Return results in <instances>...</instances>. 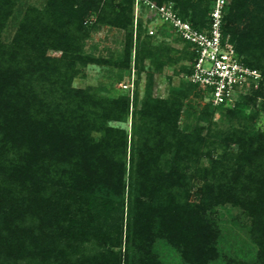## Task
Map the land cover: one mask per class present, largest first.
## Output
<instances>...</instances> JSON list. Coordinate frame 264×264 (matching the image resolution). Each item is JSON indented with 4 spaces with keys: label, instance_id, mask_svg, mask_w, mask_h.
Returning a JSON list of instances; mask_svg holds the SVG:
<instances>
[{
    "label": "trees",
    "instance_id": "1",
    "mask_svg": "<svg viewBox=\"0 0 264 264\" xmlns=\"http://www.w3.org/2000/svg\"><path fill=\"white\" fill-rule=\"evenodd\" d=\"M149 1L172 4L200 31L214 2ZM227 2L223 36L261 81L233 107L207 102L192 111L184 102L196 90L204 95L190 81L167 99L154 92L155 75L177 61L185 62L177 75L190 76L191 46L176 36L180 50L133 37V0L28 6L8 43L1 35L19 0H0V264H160L157 240L186 264H210L219 258L220 234L211 214L223 205L242 210L257 248L253 263L236 264H264V0ZM96 24L126 32L115 65L127 69L128 82L145 72L143 99L136 91L110 98L72 87L81 69L107 63L83 52ZM213 110L241 126L218 129ZM183 115L194 124L180 128Z\"/></svg>",
    "mask_w": 264,
    "mask_h": 264
},
{
    "label": "rangeland",
    "instance_id": "2",
    "mask_svg": "<svg viewBox=\"0 0 264 264\" xmlns=\"http://www.w3.org/2000/svg\"><path fill=\"white\" fill-rule=\"evenodd\" d=\"M47 0H19L12 16L9 18L5 29L2 32L1 38L4 43L11 41L18 20L21 17L22 12L28 6L42 9ZM133 22L132 32L133 37L140 34L139 41L146 35L150 36L152 45L158 46V44L167 45L175 50H180L182 44L175 40V35L169 28L159 21L158 16L149 11L147 7L138 0H133ZM91 21L95 23V18L92 17ZM141 24V32H138L137 25ZM129 28V29H131ZM88 37L83 41V52L93 58H99L107 62L106 64H89L78 74L72 81V87L84 89L92 87L97 90L101 96L110 98H116L117 96L128 94L129 99L132 98L134 92H137L138 98L143 99L144 87L146 83V74L141 71L135 76L131 75L129 82L127 81V69H119L115 63H120L123 59V50L125 47L126 32L110 27L103 24H96L95 26L87 30ZM151 32V34H149ZM135 40V39H134ZM47 55L56 56L57 53L48 51ZM178 56V55H175ZM185 62L177 61L171 66H166L160 74L155 75V96L162 99H167L170 96V92L180 87L182 82H185L186 77L181 74L177 75V71L180 65ZM145 68H152L148 65V60L145 61ZM124 77V79H123ZM133 80V82H132ZM120 84H125L126 89H123ZM133 92V93H132ZM198 96L191 95L185 104L190 103L193 107L192 111H200L207 103L205 98L200 96V92L196 90ZM229 105V107H233ZM258 106V102H256ZM186 108V107H185ZM184 108V109H185ZM191 112V110H188ZM252 111L251 107H247L244 111L245 114H249ZM220 112L213 110L211 122L217 125L218 129H224L228 127H240L241 122L238 123L230 121L227 116L221 117ZM194 124L192 117H186L183 115L180 119V128L185 127L188 123ZM113 126L117 124H111ZM262 125V116L251 121L253 128H260ZM126 130L129 129V123L121 125ZM200 126L207 129L211 127L208 123H200ZM231 149L234 148L231 146ZM216 156V153L213 154ZM205 164L206 159H203ZM201 185V181L194 182V188L192 189V200L197 201L195 198V190ZM211 217L216 222L219 228V238L217 241V248L219 252V258L210 264H236L240 261L253 263L256 259L257 248L254 245L250 236V222L247 217L244 216L242 210L232 207L230 205L218 206L214 209ZM154 251L157 254L160 264H186L181 259L179 253L168 246L164 241L157 240L154 244Z\"/></svg>",
    "mask_w": 264,
    "mask_h": 264
},
{
    "label": "built area",
    "instance_id": "3",
    "mask_svg": "<svg viewBox=\"0 0 264 264\" xmlns=\"http://www.w3.org/2000/svg\"><path fill=\"white\" fill-rule=\"evenodd\" d=\"M140 2L149 11H153L160 22L169 25L176 37L191 46L190 50L195 56L192 73L186 79L202 91L205 100L212 106L233 105L238 97L259 85L260 72L246 66L228 36H223L222 25L227 0H214L209 12V25L202 31L182 20L172 4L158 6L149 0ZM120 86L127 88L125 84Z\"/></svg>",
    "mask_w": 264,
    "mask_h": 264
}]
</instances>
